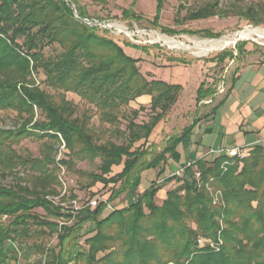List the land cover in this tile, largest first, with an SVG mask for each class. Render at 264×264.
Instances as JSON below:
<instances>
[{"label": "trees", "instance_id": "obj_1", "mask_svg": "<svg viewBox=\"0 0 264 264\" xmlns=\"http://www.w3.org/2000/svg\"><path fill=\"white\" fill-rule=\"evenodd\" d=\"M164 3L156 0L153 25ZM218 14L216 6L208 5L190 11L186 20ZM129 17L136 16L124 10L122 18ZM245 17L254 25L261 23L254 15ZM83 19L92 21L75 0H0V110L14 111L20 120L14 129H0V174H15L19 167L25 177L19 179L33 183L32 189L19 183L0 186V264H19L22 255L31 254L39 257L38 264H264V144L244 150L241 160L221 153L197 161L196 171L192 165L182 178L168 177L159 185L161 166L177 155L176 147L191 128L160 145L148 144V139L182 87L142 74L138 59ZM162 32L176 35L170 29ZM194 34L221 36L210 30ZM55 45L60 52L45 56L44 49ZM245 45L235 44L237 56ZM125 46L148 52L131 43ZM233 50L222 51L214 61L235 58ZM166 61L190 64L177 57ZM67 93L94 109L99 126L107 129L94 131V114L80 112ZM214 94V88L201 84L196 104ZM142 96H150V115L146 122H136L144 107L130 110L129 116L123 109ZM121 119L126 122L123 130L118 127ZM104 133L117 134L123 142L104 138ZM24 139L41 143L39 158L12 149ZM62 144L67 153L56 161ZM95 159L100 161L97 172L76 168L77 162ZM61 167L77 176L80 188L91 196L96 185L107 188L105 201L74 210L49 200L60 196ZM171 181L175 186L157 204L158 192ZM207 186L220 191L219 204H213ZM121 195L129 198L125 207L106 208ZM218 238L221 245L214 251L207 243ZM52 239L54 245L49 244ZM198 239L205 244L198 246Z\"/></svg>", "mask_w": 264, "mask_h": 264}, {"label": "rangeland", "instance_id": "obj_2", "mask_svg": "<svg viewBox=\"0 0 264 264\" xmlns=\"http://www.w3.org/2000/svg\"><path fill=\"white\" fill-rule=\"evenodd\" d=\"M75 2L77 8H81L85 15L93 22L100 21L101 26H113L111 29L98 27V32L99 34L115 41L123 48L127 55L134 59H138L137 67L142 74L154 77L157 80H161L162 78H165L166 80H169V78L174 79L177 75L176 69H181L182 73H185L188 79H194L193 76L197 75L198 77L199 74L202 75V78L208 74V77L216 79V77L220 76V74L225 71L226 67H228L229 73L233 70L234 64H229L228 62L218 64L214 60L216 55L225 50H233L235 45L231 44L216 51L203 53L193 47L195 42L197 43L202 40L217 39H208L203 37L201 34H194V32L210 30L213 33H220L221 36L218 38L220 39L224 36L230 37L236 32L243 31L244 29H260L264 31V0H165L163 8L159 13L158 21L155 25L152 24V21L156 14V0H102L100 2H94L91 0H75ZM208 5L216 6L221 14L205 20H186V16L190 11H196L199 8ZM71 7L75 12H77L74 5H71ZM249 7L253 8L250 13L248 10ZM124 10L131 11L136 17H129L128 19L122 18V12ZM245 14L254 15V18L259 20L261 23L259 25H254L248 18L245 17ZM115 25L123 27L127 30V32H121L114 27ZM164 28L175 31L176 35L169 36L163 33L162 29ZM156 34L157 36L174 38L187 46H191V48L185 50L168 48L161 42L157 41ZM237 42H245V49L253 51L254 55H259L264 59L263 39L252 37L240 39ZM126 43H131L137 47L147 48L148 52H143L140 49L132 47H126ZM59 52L60 49L56 45L46 47L43 51L45 56H55ZM233 52L236 51L233 50ZM169 57L181 58L190 62V64L170 65L166 61ZM227 76V82H229L230 78L228 73ZM38 79L43 80V76L39 74ZM196 84L197 83L194 82L191 86L189 85L186 95L183 96V103L185 104L181 109L183 111L182 115L184 114L185 116L184 119L181 117V110L179 108L170 110L166 117L160 122L161 124L164 121L166 126H164L161 131H159L158 127L156 128L155 132L157 134L155 139L162 137L166 131L179 132L183 127L189 125L191 113L194 111L193 107H195V98L194 96L191 97V94L193 93L190 92L191 90L193 92V88ZM42 88L50 94L54 93L52 90L44 87ZM65 96L67 100L72 101L78 106L80 112L85 109H89L91 113H95L94 109L81 101L77 96L71 93H67ZM140 106L144 107V111L139 114L136 122H146L150 115L149 103L142 105L137 104L136 102H131L128 107L123 109V113L124 115L129 116L130 110L138 109ZM190 109L192 110L190 111ZM36 114L38 117V113ZM167 116L168 120H166ZM19 124L20 120L16 112L11 110H0V129H14L18 127ZM125 125V120L121 119L118 127L123 130ZM91 126L96 132L107 129L106 126H99L97 116L95 114L91 119ZM104 134V138H110L117 144L123 142V138L117 134ZM40 145L41 143L34 139H24L18 144L13 145L12 149L22 156L29 155L32 158H39ZM65 153H67V151L64 148L59 147V151L56 155V161L63 158ZM99 163V159H95L93 161L86 160L83 162H77L76 168L88 172H97ZM16 170L15 174L5 176L0 174V186L8 187L19 183L26 185L29 189H32L33 183L27 180L21 181L19 178L25 177L19 167ZM117 171L118 170H113L112 174ZM156 171H158V169ZM62 172L64 173L63 175ZM154 176L155 174L153 173V178ZM58 177H62L66 188L64 190V187L61 186L60 196H50L49 198H52L54 202L60 204L66 209H79L83 205L88 204V202L92 199L99 198L105 200L108 196L107 188H102V185L100 184L92 188L91 191L95 194V196H91V192L80 188L79 184L81 183L78 177L71 174L67 169H65V167H61L59 169ZM164 179V177H158L159 185L164 183ZM173 186H175V181L171 184H166L163 188L168 190ZM140 190L142 191L141 188L139 191ZM163 197V193H160L156 197V203L160 204ZM127 201H129V198L121 195L116 201L110 204L116 209H121L127 205ZM38 212L39 214H42L41 211ZM5 220V217L1 219V221ZM55 243L56 241L54 239L49 242L50 245H54ZM22 257L23 258H20L19 264H38L39 257L37 255L31 254L27 258H24L22 255Z\"/></svg>", "mask_w": 264, "mask_h": 264}, {"label": "crops", "instance_id": "obj_3", "mask_svg": "<svg viewBox=\"0 0 264 264\" xmlns=\"http://www.w3.org/2000/svg\"><path fill=\"white\" fill-rule=\"evenodd\" d=\"M224 62L234 64V68L229 73L228 67H226L225 71L216 79L208 77V74L203 78L199 74L198 77L194 75V79H188L181 69H176L177 75L174 79H161L169 84H177L182 87L171 110L179 108L183 119L185 117L184 114L182 115L181 109L185 104L183 96L186 95L189 85L197 83L193 92L192 90L190 92L193 93L191 97L195 98V107H193L194 111L191 113L189 125L183 127L179 132L166 131L162 137L155 139L156 128L158 127L161 131L166 126L163 121L158 124L148 139V144L160 145L170 135H180L185 128H191L189 135L176 147L177 155L168 158L166 163L161 166L164 171L161 177H169L172 172L187 162H192V169L196 171L197 161L212 160L219 155L218 152L224 149L243 147L246 151L256 145L264 144V59L244 47L237 58L227 59ZM227 73L230 78L229 82H227ZM201 84H204L205 88L209 86L214 88L215 94L196 104V92ZM219 86L223 87L221 93L218 92ZM135 102L144 105L150 102V96L139 97ZM166 120H168V116ZM140 188L143 191L144 188ZM164 191L166 188H163L158 194H164Z\"/></svg>", "mask_w": 264, "mask_h": 264}, {"label": "built area", "instance_id": "obj_4", "mask_svg": "<svg viewBox=\"0 0 264 264\" xmlns=\"http://www.w3.org/2000/svg\"><path fill=\"white\" fill-rule=\"evenodd\" d=\"M234 57L237 56V53L234 52ZM218 92H223V87L222 86H219L218 87ZM61 148H64V145L62 144ZM223 153L227 158L229 159H239L241 160L243 157H244V148L243 147H233V148H230V149H224L220 152H218L217 154H221ZM228 163H224L223 166H222V169L225 170V165H227ZM193 165L192 162H187L184 166L180 167L179 169H177L176 171L172 172L169 177H174V178H182L183 175H184V172L187 168L191 167ZM64 173L62 172V175ZM200 177V174L199 172H196L195 173V178L196 180H198ZM59 180L62 184V186L64 187V190H65V182L63 181L62 177H59ZM207 190L209 191V193L211 194L212 198H213V204H219L220 201H221V193L220 191H212L208 186H207ZM49 200L53 201L54 200L52 198H48ZM99 201H105V200H102V199H99V198H95V199H92L88 202V205L90 206H96L97 203ZM106 208L108 209H116L114 206H111V204L107 203L106 205ZM74 210H77V209H74ZM197 244L198 246H203L205 244V241H203L202 239H198L197 240ZM208 247L211 248L212 250L214 251H218L219 250V246L221 245V240L218 238V240L216 242L214 241H208L207 243ZM15 250L16 252H18L17 248L15 247ZM19 254V253H18Z\"/></svg>", "mask_w": 264, "mask_h": 264}, {"label": "bare ground", "instance_id": "obj_5", "mask_svg": "<svg viewBox=\"0 0 264 264\" xmlns=\"http://www.w3.org/2000/svg\"><path fill=\"white\" fill-rule=\"evenodd\" d=\"M116 29L120 30L121 32H127L126 29H124L121 26L115 25ZM153 36V35H152ZM157 36V34H156ZM239 39H247V38H257V39H263L264 40V31L260 29H244L243 31H240L238 33ZM235 34L228 37L224 36L217 40H202L200 42H195L194 48L200 50L203 53L216 51L219 49H222L223 47L229 46L231 44H234L236 41ZM157 41L161 42L168 48L172 49H189L191 46H187L184 43L174 39V38H168L166 36H157ZM156 42V41H155Z\"/></svg>", "mask_w": 264, "mask_h": 264}, {"label": "water", "instance_id": "obj_6", "mask_svg": "<svg viewBox=\"0 0 264 264\" xmlns=\"http://www.w3.org/2000/svg\"><path fill=\"white\" fill-rule=\"evenodd\" d=\"M74 15L76 16V17H79L78 16V14H77V12H75L74 11ZM84 23H86V24H88V25H91V26H97V27H105V28H109V29H111L113 26H109V25H106V26H101V23L100 22H92V21H89V20H87V19H83L82 20ZM240 32V31H239ZM239 32H236L235 33V36H236V41L234 42V44L233 45H235L236 44V42L238 41V40H240L239 39V36H238V33Z\"/></svg>", "mask_w": 264, "mask_h": 264}]
</instances>
